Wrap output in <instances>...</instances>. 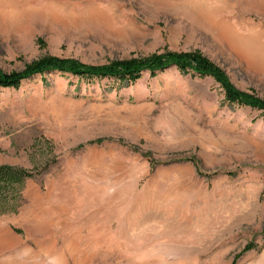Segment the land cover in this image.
I'll return each instance as SVG.
<instances>
[{
	"label": "rangeland",
	"instance_id": "rangeland-1",
	"mask_svg": "<svg viewBox=\"0 0 264 264\" xmlns=\"http://www.w3.org/2000/svg\"><path fill=\"white\" fill-rule=\"evenodd\" d=\"M198 52L264 101V0H0V68ZM0 264H264V113L175 66L0 88Z\"/></svg>",
	"mask_w": 264,
	"mask_h": 264
},
{
	"label": "trees",
	"instance_id": "trees-1",
	"mask_svg": "<svg viewBox=\"0 0 264 264\" xmlns=\"http://www.w3.org/2000/svg\"><path fill=\"white\" fill-rule=\"evenodd\" d=\"M169 66H175L181 72L209 75L220 83L229 103L250 106L264 113V101L236 89L218 66L198 52L166 53L142 59L116 60L100 66L86 65L72 59L44 57L29 64L22 71L5 72L0 68V88L17 89L22 81L51 71L69 73L84 79L112 78L132 83L145 71L153 74ZM34 176V172L23 167L0 165V213L10 208L21 185Z\"/></svg>",
	"mask_w": 264,
	"mask_h": 264
}]
</instances>
